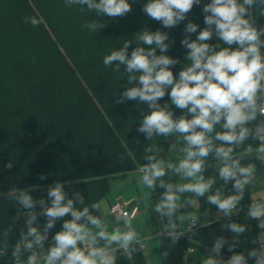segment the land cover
Here are the masks:
<instances>
[{"label":"clouds","instance_id":"obj_1","mask_svg":"<svg viewBox=\"0 0 264 264\" xmlns=\"http://www.w3.org/2000/svg\"><path fill=\"white\" fill-rule=\"evenodd\" d=\"M65 2L67 6L86 5L89 11L111 18L123 17L133 10L129 0ZM255 3L256 0H211L204 4L205 27L198 32L199 26L188 22L184 28L181 44L187 50V63L178 78L172 67L179 60L165 55L174 41L160 30L140 31L130 56L131 41L125 40L119 50L103 58V64L115 65L116 72L121 65L126 66L129 86L114 103L135 100L147 105L148 111L137 132L148 141L154 137H182L183 147L175 163L163 158L160 153L164 149L153 142L144 149L146 162L136 170L141 201H149L157 186L164 190L153 206L161 221L155 236L142 235L133 227V218L123 211L115 216V226L110 230L107 220L99 215L100 203L85 206L80 193L68 198L64 184L58 181L48 187L47 200H34L30 189L17 188L12 190V199L27 210L24 212L27 218L20 239L12 247L16 264H23L25 254L26 264H116L118 251L131 257L145 249L150 240L169 238L175 245L186 233L205 227L196 198L206 194V202L217 210L214 219L207 223L219 222L221 218L229 221L223 227L234 234L228 248L234 251L247 229L244 224L232 221V216L238 214L246 189L257 182L256 163L245 161L257 160L264 164V40L261 39L264 28L254 26L250 9ZM260 3L264 4V0ZM200 4L201 0H148L142 11L149 19L170 29L185 21L194 5ZM24 23L35 27L42 23V18L25 17ZM105 26L96 21L84 25L90 32ZM197 32L196 38L191 39V34ZM214 37L219 43H209ZM166 94L171 103L161 105ZM173 105L184 113L174 117ZM210 156L214 164H208ZM206 166L215 169L223 186L232 182L233 194H226L224 187H217L213 192L217 179L205 176ZM169 173L178 177L179 182L165 180ZM184 194H194V197H184ZM77 203L82 209L76 207ZM37 206L39 212L34 210ZM188 207L196 210L182 212ZM209 215L204 213L205 217ZM246 215L258 221L257 227L264 230V201L253 200ZM67 216L71 218L65 219ZM38 217L46 218L42 232L34 226ZM58 220H63L62 229L45 249L49 231ZM10 232L9 227L0 233L3 241L0 256L7 255ZM226 244L228 237H218L202 264H248V258H253L255 264H264V231L260 232L259 249L247 251V256L234 252L227 260L220 258ZM163 255L166 257L168 253Z\"/></svg>","mask_w":264,"mask_h":264},{"label":"trees","instance_id":"obj_2","mask_svg":"<svg viewBox=\"0 0 264 264\" xmlns=\"http://www.w3.org/2000/svg\"><path fill=\"white\" fill-rule=\"evenodd\" d=\"M147 2L129 0L132 12L111 18L89 11L86 5L67 6L65 0H0V233L11 228L8 252L0 256V264L14 261L12 247L20 239L27 218V210L12 199V190L30 189L34 200H47L48 187L58 181L64 184L68 198L80 193L85 206H90L106 197L115 182L146 162L143 155L149 144L158 143L164 149L160 153L163 158L177 161L179 156L172 155V146L178 135L148 141L137 132L148 111L146 104L135 100L114 103L129 86L126 66L121 65L116 72L115 65L103 64V58L119 50L125 40L131 41L130 56L140 31L160 30L174 41L165 55L179 60L172 67L178 78L187 63V50L181 44L184 28L188 22L197 24L198 32L205 27L202 7L211 0H201L185 21L170 29L142 11ZM250 12L254 26L264 28V4L256 0ZM33 16L42 18V23L35 27L24 23L25 17ZM93 21L106 26L90 32L84 25ZM198 32L191 34V39ZM217 42L214 37L209 43ZM160 103L170 104V97L166 94ZM171 107L174 117L184 113L174 105ZM247 162L256 163L257 182L246 189L239 216L240 221L254 226L260 234L264 230L257 227L258 221L248 219L246 214L255 193L264 190V164L257 160ZM214 163L210 156L208 164ZM204 174L217 179L213 192L224 187L226 194H233L232 182L223 186L213 167L206 166ZM165 180L178 182L179 178L169 173ZM163 191L157 186L153 193L155 203ZM206 198L207 194L197 198L201 210L213 213L216 209ZM76 207L82 209L78 203ZM34 210L39 212V206ZM37 220L42 232L46 218ZM62 224L63 220L56 222L45 244L52 241ZM160 227L161 221L155 230L158 232ZM196 240V236L193 242L184 236L173 245L169 238H164V253L168 255L161 264H202L206 255L196 246ZM131 258L134 264H146L142 250ZM26 259L27 254L22 257Z\"/></svg>","mask_w":264,"mask_h":264},{"label":"crops","instance_id":"obj_3","mask_svg":"<svg viewBox=\"0 0 264 264\" xmlns=\"http://www.w3.org/2000/svg\"><path fill=\"white\" fill-rule=\"evenodd\" d=\"M139 174L136 170L128 172L122 179H119L115 182L109 193L106 197H104L99 203L101 204V213L100 216L102 219H106L109 224V229L115 226V214L112 213L111 208L116 203H122L126 209H129L133 205L139 206L138 214L132 219L133 227L136 228L142 235H151L155 236L156 230L155 226L160 221L159 216L153 211V206L155 204L154 197L149 199V201H141L139 198L141 196V191L136 181L138 179ZM179 182V180H178ZM264 194V192H263ZM186 196H193L194 194H184ZM182 197V199L184 198ZM197 199V198H196ZM256 200V199H255ZM196 209L188 207L182 209V212H191ZM217 210L213 213H205L208 217L204 216V213L199 208V214L201 215V221L205 223V227H200V230L196 233V246L201 247L204 250L206 256L209 255L210 250L212 249L215 240L220 236L228 237V244L225 245L220 252V258L227 260L234 254L244 253L247 256V251L252 249H259V233H257L254 226L240 221V216H232V221L236 223H242L246 227V232L239 237L240 244L236 246L233 252L228 250L229 245L232 243L230 231L225 229L223 225L229 221H226L224 218H221L219 222L215 223H207L208 220H212L215 217ZM218 231L223 232L222 235L218 233ZM256 240L257 243H253L252 241ZM193 242V241H192ZM51 242L45 244V249L51 246ZM145 258L146 264H161L165 260L164 253V238L161 237L157 241L150 240L145 249L142 250ZM117 260L116 264H134L131 257H126L122 252H117ZM248 264H255V260L253 258H248Z\"/></svg>","mask_w":264,"mask_h":264},{"label":"built area","instance_id":"obj_4","mask_svg":"<svg viewBox=\"0 0 264 264\" xmlns=\"http://www.w3.org/2000/svg\"><path fill=\"white\" fill-rule=\"evenodd\" d=\"M255 201H261V200H255ZM111 211L115 215H119L121 211L128 213L132 218H134L138 212H139V206L133 205L129 209H126V207L122 203H116L114 206H112ZM241 212V209H239L238 214H234L233 216H239ZM200 228H198L194 233H186V237L189 241H191L192 236L196 234ZM260 236V235H259ZM191 251V250H190ZM23 264H26V260H22ZM11 264H16L15 261H13Z\"/></svg>","mask_w":264,"mask_h":264},{"label":"rangeland","instance_id":"obj_5","mask_svg":"<svg viewBox=\"0 0 264 264\" xmlns=\"http://www.w3.org/2000/svg\"><path fill=\"white\" fill-rule=\"evenodd\" d=\"M181 147H183V143H182V138L179 137L178 139H176V141L173 143V146H172V151H173V154H172V155H174V157H178V156H179V149H180ZM263 192H264V190L255 193V195H254V199H256V200L259 199V200H261V201H264V194H263ZM34 226H37V227L40 228L39 223H38V220H37V222H36V224H35ZM195 236H197V235L194 234V235L192 236L191 241L194 240V237H195Z\"/></svg>","mask_w":264,"mask_h":264}]
</instances>
